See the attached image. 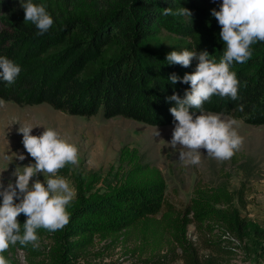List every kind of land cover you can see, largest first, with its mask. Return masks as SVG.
<instances>
[{
	"label": "trees",
	"instance_id": "16d2710c",
	"mask_svg": "<svg viewBox=\"0 0 264 264\" xmlns=\"http://www.w3.org/2000/svg\"><path fill=\"white\" fill-rule=\"evenodd\" d=\"M6 2L0 56L22 70L14 84L0 79V98L20 106L48 103L71 115L90 117L101 111L105 118L122 114L145 123H174L170 108L176 102L168 97L178 93L183 98L190 90V83H183L182 78L195 72L198 60L194 58L189 67L169 65L149 42L167 31L184 38L187 50H206L217 62L225 48L223 41L216 40L221 26L211 15L212 9L219 10L222 0H33L45 5L54 19L50 30L40 36L34 24L24 22L20 0ZM169 7L174 11L186 7L192 16L163 15V9ZM114 46L118 48L116 56L92 74H84ZM251 48L253 54L246 63L234 62L230 68L239 80V98L233 101L213 95L204 103L205 111L228 114L252 125L264 124V42ZM172 74L181 81L172 84ZM241 104L243 111L239 110ZM190 112L200 114L197 109ZM117 163L116 181L104 189H95L84 178L76 181V194L67 207L70 220L63 229L37 230L39 238L47 237L50 243L45 254L38 252L44 254L39 264H78L80 254L96 237H115L141 224L157 225L162 222L153 220L158 214L173 220L161 169L146 161L137 148L126 145L121 147ZM232 200L227 189L211 193L195 190L183 215L170 224L177 243L185 248L188 225L208 221L222 223L239 238L250 237L263 249L259 241L263 231L246 223ZM26 220L21 213V231ZM248 225L251 232L246 231ZM15 246L29 253L35 250L31 243L22 246L17 242ZM3 255L13 264L8 251Z\"/></svg>",
	"mask_w": 264,
	"mask_h": 264
},
{
	"label": "rangeland",
	"instance_id": "374dc122",
	"mask_svg": "<svg viewBox=\"0 0 264 264\" xmlns=\"http://www.w3.org/2000/svg\"><path fill=\"white\" fill-rule=\"evenodd\" d=\"M0 2L1 29L7 15V2ZM220 32L216 40L223 41ZM149 45L165 58L172 51L188 49L184 38L167 31L155 36ZM117 53L116 46L107 49L84 74H92ZM0 100L3 101L0 105V181L5 187L10 181L15 183L12 174L18 166L35 163L24 149L23 134L19 131L22 126L33 127L31 134L36 136L46 128H52L78 148V164H68L57 174L69 182L75 194V184L80 178L91 181L95 189L113 184L119 151L124 145L137 148L146 161L161 169L165 177V196L173 208V220L170 222L158 214L153 220L162 222L157 225L141 224L115 237H96L80 254L78 264H264V234L259 240L262 249L250 237L239 238L220 222L191 223L187 227L185 251L175 240L174 228L170 225L176 217L183 215L195 190L211 193L227 189L233 197L231 205L238 208L246 223H254L264 233V124L252 125L231 115L211 111L221 114L225 120L234 119L237 122L235 131L243 143L229 159L218 160L201 149V163L186 165L179 157L181 147L178 145L173 149L170 145L175 123H145L122 114L105 118L101 111L86 117L67 114L48 103L20 106ZM16 154H23L26 159L20 161ZM37 178L42 182L45 180L40 173L30 183ZM248 229H252L251 225L246 226V231L251 232ZM49 245L47 237L39 238V247H33L34 253L10 245L8 257L13 264H39ZM39 251L44 254H38Z\"/></svg>",
	"mask_w": 264,
	"mask_h": 264
},
{
	"label": "clouds",
	"instance_id": "9594fccd",
	"mask_svg": "<svg viewBox=\"0 0 264 264\" xmlns=\"http://www.w3.org/2000/svg\"><path fill=\"white\" fill-rule=\"evenodd\" d=\"M24 9V22H31L38 29L36 35L47 33L54 24V19L43 4L37 5L33 0H20ZM163 15L191 17L192 12L186 7L163 9ZM221 26L220 37L225 48L219 62L210 58L205 51H172L166 56L169 65L189 67L192 60H198L194 73L185 74L182 82L190 83L191 88L181 98L178 93L168 97L175 101L176 106L170 108L174 117L175 127L170 145L175 149L181 147L180 160L186 165L201 163V149L218 160L229 159L234 151L243 143L235 131L236 121L225 120L221 114L205 112L203 105L213 95L222 98L230 97L233 101L238 97L239 80L231 71L233 63H246L252 56L251 46L264 42V0H222L219 10H211ZM0 79L9 85L14 84L21 72V67L5 56H0ZM172 84L181 81L176 74L169 77ZM3 101L0 100V105ZM190 109H197L196 115ZM243 111L244 106L239 105ZM33 127L22 126L23 146L35 163L17 167L13 176L15 183L9 182L5 187L0 181V264H10L3 255L10 245L19 242L22 246L32 244L39 247L38 229L55 232L63 229L70 220L68 205L72 202L75 192L69 182L58 176L59 170L66 165L78 164V148L52 128L39 136L32 135ZM159 135V131L157 132ZM186 149V150H185ZM20 161L26 159L23 154H16ZM43 173L45 180L32 181L33 177ZM17 201H19L17 203ZM23 213L27 220L23 224L18 221Z\"/></svg>",
	"mask_w": 264,
	"mask_h": 264
}]
</instances>
